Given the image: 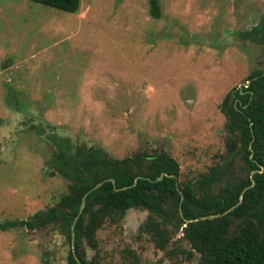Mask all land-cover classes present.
I'll list each match as a JSON object with an SVG mask.
<instances>
[{
    "label": "rangeland",
    "instance_id": "1",
    "mask_svg": "<svg viewBox=\"0 0 264 264\" xmlns=\"http://www.w3.org/2000/svg\"><path fill=\"white\" fill-rule=\"evenodd\" d=\"M80 0L66 12L31 0H0V222L52 206L69 179L50 174L52 139L102 147L122 158L163 149L180 179L225 153L224 95L264 68V0ZM130 208L97 230L96 264H194L182 233L158 248ZM57 228L0 229V264H64ZM48 254L46 263L43 259ZM136 256L134 258V256Z\"/></svg>",
    "mask_w": 264,
    "mask_h": 264
},
{
    "label": "trees",
    "instance_id": "2",
    "mask_svg": "<svg viewBox=\"0 0 264 264\" xmlns=\"http://www.w3.org/2000/svg\"><path fill=\"white\" fill-rule=\"evenodd\" d=\"M31 1L66 12H77L80 5V0ZM148 2L150 15L159 18L158 0ZM240 34L257 42L264 38L260 23ZM247 80V86L230 89L221 101L225 153L207 172L181 180L178 161L163 149L115 158L97 145L50 137L55 146L50 174L69 179L68 191L28 218L0 222V229L57 228L69 243L64 264H79L72 234L82 264H96L94 258L87 259L84 244L97 251L96 233L105 221L116 223L128 209L141 208L148 214L139 233L158 248L164 249L172 235L181 232L190 247L184 252L198 255L194 264H264V68L253 70ZM162 172L166 175L157 179ZM98 182L102 184L86 195L72 227L82 196ZM216 213L220 215L214 217Z\"/></svg>",
    "mask_w": 264,
    "mask_h": 264
},
{
    "label": "water",
    "instance_id": "3",
    "mask_svg": "<svg viewBox=\"0 0 264 264\" xmlns=\"http://www.w3.org/2000/svg\"><path fill=\"white\" fill-rule=\"evenodd\" d=\"M249 82H250V80H247V81L244 83V85L247 86V85L249 84ZM240 87H241V86H240ZM163 175H166V173L162 172V173L159 175V177H158L157 179H161ZM137 178H139V176H137V177L135 178V180H136ZM101 184H102V182H98V183H96L93 187H91L88 191H86V192L84 193V195L82 196V199H81V203H80V206H79V209H78L77 215L74 217V220H73V223H72V227L74 226V224H75V222H76L78 216L81 214V212H82V210H83V208H84V206H85V197H86V195H87L90 191H92V190L98 188ZM125 187H126V186H125ZM116 189H117V188H116ZM244 190H245V189H243L242 192H241L240 200L242 199V194H243V191H244ZM230 209H231V208H228L227 210L224 211V213L230 211ZM219 215H220L219 213H216V214H214L213 216H214V217H217V216H219ZM206 217H207L206 215L202 216V218H206ZM192 220H194V219H192ZM73 245H74V235L72 234V235H71V247H72V252H73V255H74L76 261H77L79 264H82V262L80 261V259L77 257V255H76L75 252H74V246H73Z\"/></svg>",
    "mask_w": 264,
    "mask_h": 264
}]
</instances>
